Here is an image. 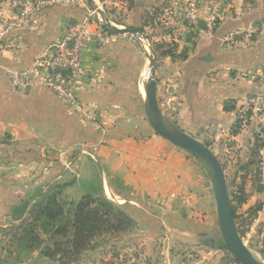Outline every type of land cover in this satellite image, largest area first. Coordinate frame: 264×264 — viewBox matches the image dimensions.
<instances>
[{
  "label": "crops",
  "instance_id": "crops-1",
  "mask_svg": "<svg viewBox=\"0 0 264 264\" xmlns=\"http://www.w3.org/2000/svg\"><path fill=\"white\" fill-rule=\"evenodd\" d=\"M93 1L113 18L123 0ZM126 1L129 6L121 9V25L145 34L151 47L162 43V31L153 15L168 13L179 0ZM8 4V0H0L2 10ZM87 8L86 0L75 6L49 7L38 16L34 28L12 32L21 49L0 51V141L9 136L7 147L17 143L18 148H28L40 133L43 140L39 141L50 139L58 147H67L73 145L66 144L68 134H78L102 167L104 195L134 221L133 227L118 234L97 238L95 245L68 264H239L231 252L200 231L209 228L208 219L217 215L207 174L204 177L199 171L200 164L189 150L155 133L150 124L148 44L128 34L107 33L84 53L87 74L78 95L88 108L101 113V128L81 120L42 85L12 88L9 73L28 69L61 37L67 24L85 16ZM263 18L264 0H231L211 38L196 39L191 32L177 39L174 55L156 54L154 71L161 124L203 142L221 162L226 182L232 187L243 183L247 199L239 211L260 203L242 237L260 264H264V145L255 158L263 187L258 192L254 190L253 166L239 170L254 159L256 127L232 130L246 94L259 92L264 85V29L240 42L229 41L226 34ZM225 103L233 108L225 109ZM51 134L56 138H47ZM31 164L15 161L0 166V228L7 229L19 219L12 209L42 185V176L34 174ZM7 249L6 239L0 236V264H65L57 257L42 255L38 248H12L10 255Z\"/></svg>",
  "mask_w": 264,
  "mask_h": 264
},
{
  "label": "built area",
  "instance_id": "built-area-1",
  "mask_svg": "<svg viewBox=\"0 0 264 264\" xmlns=\"http://www.w3.org/2000/svg\"><path fill=\"white\" fill-rule=\"evenodd\" d=\"M81 0H8L6 11L0 8V51L19 50L21 42L15 40L12 32L30 30L35 27L38 16L47 8L56 5L75 6ZM231 0H210L200 4L197 0H179L168 9V13L153 15L162 32V41L173 46L177 39L193 33L196 39L211 38L230 7ZM129 3L121 1V9H127ZM108 17L111 24L123 27V12ZM152 16L153 12L149 13ZM264 29V18L254 21L246 28H236L227 32L226 39L231 42L250 40ZM107 32L102 28L99 15L86 9L85 16L65 27L61 37L49 44L46 52L35 59L26 70H14L9 73V81L14 89L26 90L35 84L51 91L66 108L74 112L81 120L94 128L102 127L101 113L88 108L79 99V88L87 74L84 53L93 41H103ZM135 38L142 44L149 43L141 34ZM173 53V54H174ZM264 84V70L261 74ZM234 125L238 129L254 125L256 138L264 145V85L261 91L246 94L237 108ZM156 264H164L157 261Z\"/></svg>",
  "mask_w": 264,
  "mask_h": 264
},
{
  "label": "trees",
  "instance_id": "trees-1",
  "mask_svg": "<svg viewBox=\"0 0 264 264\" xmlns=\"http://www.w3.org/2000/svg\"><path fill=\"white\" fill-rule=\"evenodd\" d=\"M152 49L157 55H174V47L163 42L152 43ZM224 108L232 109L233 105L229 106L225 103ZM237 129L234 125L232 132L235 133ZM256 141L258 144H255L252 152L254 159L241 165L239 170H247L249 165L253 166L254 190L260 192L263 188L260 165L255 158L263 143L257 138ZM67 185L51 183L34 202L25 201L21 206L12 209V213L18 212L19 219L7 229L0 228V231H7L4 238L9 255L12 253V248L14 250L38 248L42 255L57 257L58 260L68 264L95 245L100 237L106 234L115 235L133 227V219L115 201L108 199L101 189L96 194L83 195L76 202L68 200L60 202L57 197ZM230 196L233 216L238 221L237 231L242 235L244 231L241 225L249 224L261 205L256 203L250 207L246 211L247 217H244L243 214H236V208L247 199L243 183L235 185ZM42 235L45 238H42Z\"/></svg>",
  "mask_w": 264,
  "mask_h": 264
},
{
  "label": "rangeland",
  "instance_id": "rangeland-1",
  "mask_svg": "<svg viewBox=\"0 0 264 264\" xmlns=\"http://www.w3.org/2000/svg\"><path fill=\"white\" fill-rule=\"evenodd\" d=\"M100 9L102 8L100 7ZM55 135L56 134L48 135L47 138L49 136L52 137V139L56 138L53 137ZM3 138L4 140L0 141V166L15 161H18V163H32L34 174L36 176H42V185L38 187L26 201L30 203L34 202L39 194L51 183H58L59 185L68 184L57 197L60 202L63 200L76 202L83 195L96 194L100 189L103 191L104 181L102 167L97 164L96 159L93 157V149L88 148V142L84 138L80 139L78 134L72 132L68 134L66 144L73 142V145L70 144L71 146L67 145V147H58L54 145L50 139V143L47 141H39V139L42 138L40 133L35 137L36 142L29 144L30 147L28 148H18L17 143L12 147H7L5 144H8L9 136H3ZM188 152L190 156L194 157L200 164L199 171L203 172L204 177L205 173L207 174L209 178V187L214 195L212 203L216 205L214 183L212 179L214 176L213 168L200 154L191 151ZM228 184L231 202L230 194L235 186L233 185L232 187V184L227 181V185ZM107 198L114 201L110 196ZM116 199L121 200L124 198ZM246 211L241 212L238 207L236 208V214H243L244 217H247ZM17 216H19V214H17ZM253 218H251L250 222ZM237 222L238 221L235 220L236 225L238 224ZM207 224H209V228H203L200 231L211 237L215 245L220 246L223 242L218 227L217 215H214L212 219L209 218ZM249 224L241 225V229L244 231L242 235L239 234L241 238L246 237L245 235ZM6 232L7 231H0V236L4 237ZM225 254L228 258L233 259L229 252L225 251ZM255 255H258V253Z\"/></svg>",
  "mask_w": 264,
  "mask_h": 264
},
{
  "label": "water",
  "instance_id": "water-1",
  "mask_svg": "<svg viewBox=\"0 0 264 264\" xmlns=\"http://www.w3.org/2000/svg\"><path fill=\"white\" fill-rule=\"evenodd\" d=\"M88 8L95 11L101 21L102 28L110 34H128L135 38L137 34H141L144 39L147 36L142 32L137 31L134 28L123 26L118 27L109 21L108 17L104 14L103 10L93 1L86 0ZM136 39V38H135ZM148 44L150 53V77L146 90V104L148 109V119L155 133L166 138L167 140L186 148L191 152H196L203 156L213 168V185L215 192L217 219L222 238V244L219 246L222 249H226L231 252L234 259L239 264H260L251 254L249 249L245 246L237 231V225L232 212L227 182L223 167L216 155L201 141L190 137L179 130L172 127L164 126L161 124L158 117V109L155 99L154 83L155 76L154 71L156 68L157 55L154 53L150 43ZM210 173V172H209Z\"/></svg>",
  "mask_w": 264,
  "mask_h": 264
},
{
  "label": "bare ground",
  "instance_id": "bare-ground-1",
  "mask_svg": "<svg viewBox=\"0 0 264 264\" xmlns=\"http://www.w3.org/2000/svg\"><path fill=\"white\" fill-rule=\"evenodd\" d=\"M144 76V75H143ZM147 76H148V73H147ZM145 79V78H144Z\"/></svg>",
  "mask_w": 264,
  "mask_h": 264
}]
</instances>
